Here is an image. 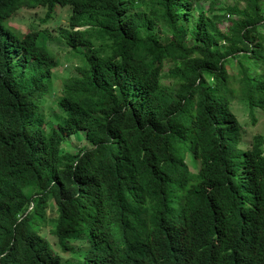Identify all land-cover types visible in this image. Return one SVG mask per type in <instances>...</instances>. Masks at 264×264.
<instances>
[{"label":"trees","instance_id":"trees-1","mask_svg":"<svg viewBox=\"0 0 264 264\" xmlns=\"http://www.w3.org/2000/svg\"><path fill=\"white\" fill-rule=\"evenodd\" d=\"M263 120L264 0H0V264H264Z\"/></svg>","mask_w":264,"mask_h":264},{"label":"rangeland","instance_id":"rangeland-1","mask_svg":"<svg viewBox=\"0 0 264 264\" xmlns=\"http://www.w3.org/2000/svg\"><path fill=\"white\" fill-rule=\"evenodd\" d=\"M210 1H212V0H206V4H209ZM220 1H223L224 3H225V1L228 3H232L233 0H220ZM58 8L61 9L62 7H58ZM69 9H70V7L67 6V7H64V9L59 10L58 14H59V18H60V21H59L60 26H63V27L69 26ZM45 11H46V9H43V8H37V9L24 8V9L19 10L12 17L11 20L14 23L18 24L19 28L22 30H26L28 27V23L31 21H34V20L36 23H40V24H38L39 26L43 27L45 24L42 23L40 20L45 17ZM55 24L56 23H54V25ZM54 25L50 28V30H53L52 34L59 35V33L56 32ZM39 29H41V28H39ZM81 29H84V28H81ZM46 36H47L46 33L43 32L40 35L39 40L43 41L44 38H46ZM52 37L56 40L58 36H52ZM46 42L48 43L47 40H46ZM55 48L56 49H54V48H52V49L54 51L58 50V54L61 53L60 58L63 61H65L66 59H69L72 55L71 48L64 43L58 44V46H55ZM67 75H68V73H67L66 68H62L59 71L57 70L55 72V77H56L55 87L58 88L57 85H59V83L61 82V78L65 77ZM53 101H54V104H53ZM233 111H234V113H236V115L238 116V118L240 120H242V121H246V120L248 121L249 120V118L246 117L247 110L242 108L239 104L235 103ZM44 112H45L44 115H45L46 124L49 125L50 123H52L54 121L55 115L57 113H60V110L57 108V104H56L55 99L54 100L50 99V101L45 105V111ZM255 130L257 132L264 131V120H263V123L259 124ZM89 137L90 138L92 137L94 139L95 137L97 138L98 136L90 135ZM85 138H86V135H83V134L75 135L71 140H69L66 143L65 151H64L65 154L69 153L71 149L77 148L78 147L77 145H79V146L83 145L85 143Z\"/></svg>","mask_w":264,"mask_h":264},{"label":"clouds","instance_id":"clouds-1","mask_svg":"<svg viewBox=\"0 0 264 264\" xmlns=\"http://www.w3.org/2000/svg\"><path fill=\"white\" fill-rule=\"evenodd\" d=\"M177 264H186L185 262H179V263H177Z\"/></svg>","mask_w":264,"mask_h":264}]
</instances>
